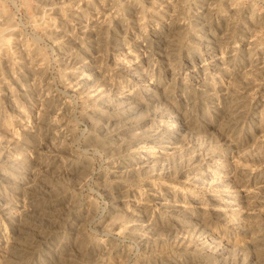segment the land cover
I'll list each match as a JSON object with an SVG mask.
<instances>
[{
	"label": "bare ground",
	"instance_id": "obj_1",
	"mask_svg": "<svg viewBox=\"0 0 264 264\" xmlns=\"http://www.w3.org/2000/svg\"><path fill=\"white\" fill-rule=\"evenodd\" d=\"M250 1L0 5V264H264Z\"/></svg>",
	"mask_w": 264,
	"mask_h": 264
},
{
	"label": "rangeland",
	"instance_id": "obj_2",
	"mask_svg": "<svg viewBox=\"0 0 264 264\" xmlns=\"http://www.w3.org/2000/svg\"><path fill=\"white\" fill-rule=\"evenodd\" d=\"M250 1V0H246ZM254 3H253V2ZM255 7L264 12V0H251ZM34 0H0V5H2L5 9L8 11H11L15 13L16 19H21L22 25L24 26L25 30L31 35H41L42 29L41 26L42 24L36 14L34 12L33 8ZM51 66L53 67L54 70H56V64L54 60H51ZM71 99L72 102L75 103L76 97L73 95H70L68 97ZM76 110H79V107H76ZM83 127V126H81ZM81 127L79 129L81 130ZM91 154V153H90ZM93 159H94V165L97 169H104L105 163L102 157H98L97 155L93 154ZM95 177V176H94ZM85 192L89 194L91 197H94L97 199V202L100 205V208L105 207V202L99 195L95 192L92 182L85 187Z\"/></svg>",
	"mask_w": 264,
	"mask_h": 264
}]
</instances>
